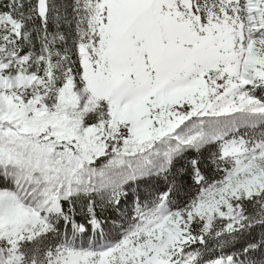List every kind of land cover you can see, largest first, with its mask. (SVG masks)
<instances>
[{
    "label": "snow or ice",
    "instance_id": "obj_1",
    "mask_svg": "<svg viewBox=\"0 0 264 264\" xmlns=\"http://www.w3.org/2000/svg\"><path fill=\"white\" fill-rule=\"evenodd\" d=\"M0 264H264V0H0Z\"/></svg>",
    "mask_w": 264,
    "mask_h": 264
}]
</instances>
